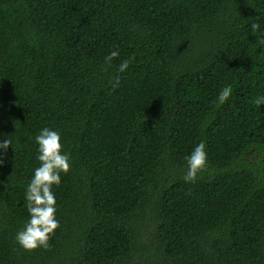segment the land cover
Segmentation results:
<instances>
[{"label":"trees","instance_id":"16d2710c","mask_svg":"<svg viewBox=\"0 0 264 264\" xmlns=\"http://www.w3.org/2000/svg\"><path fill=\"white\" fill-rule=\"evenodd\" d=\"M261 35L264 0H0V264H264ZM44 128L71 167L51 247L30 252Z\"/></svg>","mask_w":264,"mask_h":264},{"label":"clouds","instance_id":"9594fccd","mask_svg":"<svg viewBox=\"0 0 264 264\" xmlns=\"http://www.w3.org/2000/svg\"><path fill=\"white\" fill-rule=\"evenodd\" d=\"M253 32L260 29L258 23H252ZM257 43L264 46V35L257 37ZM119 56L118 51H113L105 57L107 67H112V61ZM130 60H124L118 67L119 72H125L130 65ZM119 85V77L116 78L114 87ZM232 94L231 86L223 88L217 98V107L225 104ZM256 105L264 104V96L255 101ZM39 145L38 160L40 166L34 171V176L26 189L27 208L30 213V220L24 230L16 235L19 245L26 251H35L37 249L47 250L51 247L50 240L60 227L59 220L56 219V198L52 191L53 186L61 184V174H68L70 171V156L63 153L61 135L58 131L50 128H44L40 134L35 137ZM12 145L11 139L0 141V149L5 152ZM187 171L184 180L188 183H195L198 176L208 167L206 142L201 141L186 157ZM3 161H0L2 164Z\"/></svg>","mask_w":264,"mask_h":264}]
</instances>
